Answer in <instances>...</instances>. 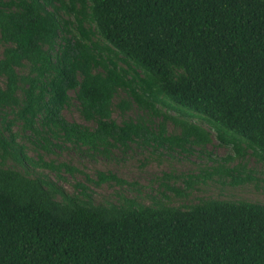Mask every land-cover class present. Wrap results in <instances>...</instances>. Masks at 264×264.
<instances>
[{"label": "trees", "instance_id": "obj_1", "mask_svg": "<svg viewBox=\"0 0 264 264\" xmlns=\"http://www.w3.org/2000/svg\"><path fill=\"white\" fill-rule=\"evenodd\" d=\"M73 100L92 127L63 116ZM134 104L143 115L112 117ZM204 124L264 160V0H0V264H264L263 204L176 207L166 183L161 200L95 203L90 183L138 184L43 157L65 144L107 158L133 143L185 150L210 142ZM61 171L83 175L75 193Z\"/></svg>", "mask_w": 264, "mask_h": 264}, {"label": "rangeland", "instance_id": "obj_2", "mask_svg": "<svg viewBox=\"0 0 264 264\" xmlns=\"http://www.w3.org/2000/svg\"><path fill=\"white\" fill-rule=\"evenodd\" d=\"M64 18H67L64 16ZM126 96L119 91L113 103H117L120 97ZM164 109V108H163ZM174 114L173 111H168ZM194 113V112H193ZM143 115L137 110L135 104L124 117L119 115V109L114 108L112 117L120 122L125 117ZM63 116L69 121H76L92 127V123L84 121L77 111V103L73 100L71 106L64 109ZM154 119V124L157 123ZM156 122V123H155ZM210 133V142L200 146L195 144L185 145V150L174 147L171 150L164 146H146L143 144H130L125 152L113 150L110 157L99 155V153H84L72 148L71 145H62L61 149H54L52 153L43 155L44 159H53L75 166L80 171L89 174L95 179L98 171L113 172L120 178L135 182L138 185L118 186L110 183L100 185L88 184L92 190L95 203L114 201L118 194L132 196L139 194V200L149 203L151 198L161 200L159 191L163 190L160 183H166L175 193L165 190V199L169 204L183 208L191 203L198 202L204 198H217L230 201L245 200L257 202L264 205V160L258 159L248 150V156L244 159L236 157L229 146L219 144L214 136V131L206 124L203 125ZM13 130L18 133L17 140L24 142L20 127L15 124ZM179 135V131L173 128L171 123L166 124V135ZM27 145V144H26ZM36 158V154H30ZM233 156L232 159H227ZM223 167L234 176H249L252 181L234 185L229 177H220L213 172L216 168ZM209 177H205L206 175ZM62 177L57 183L70 193H75V182L81 181L83 175L74 173V177L61 171ZM53 177V174L51 175ZM56 180L55 177H53ZM191 184V185H188Z\"/></svg>", "mask_w": 264, "mask_h": 264}]
</instances>
